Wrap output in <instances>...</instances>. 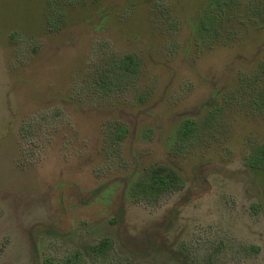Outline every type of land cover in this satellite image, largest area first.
<instances>
[{"label":"rangeland","instance_id":"obj_1","mask_svg":"<svg viewBox=\"0 0 264 264\" xmlns=\"http://www.w3.org/2000/svg\"><path fill=\"white\" fill-rule=\"evenodd\" d=\"M263 144L264 0H0V264H264Z\"/></svg>","mask_w":264,"mask_h":264},{"label":"trees","instance_id":"obj_2","mask_svg":"<svg viewBox=\"0 0 264 264\" xmlns=\"http://www.w3.org/2000/svg\"><path fill=\"white\" fill-rule=\"evenodd\" d=\"M130 60L132 59L125 61L129 68L131 67ZM196 128V121L184 120L179 130V140L182 143L188 142L194 136ZM251 159L252 167H264V144L255 151ZM179 182L180 179L174 171L163 166H153L149 173L137 182L135 192L138 197L153 198L163 192L170 191L178 186ZM113 249L112 239L108 237H104L98 242L82 241L63 257L45 258L44 264H117V257Z\"/></svg>","mask_w":264,"mask_h":264}]
</instances>
